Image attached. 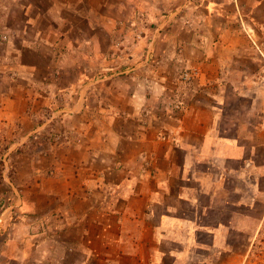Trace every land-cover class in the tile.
<instances>
[{
    "label": "crops",
    "instance_id": "obj_1",
    "mask_svg": "<svg viewBox=\"0 0 264 264\" xmlns=\"http://www.w3.org/2000/svg\"><path fill=\"white\" fill-rule=\"evenodd\" d=\"M218 16L228 23L217 26L221 33L264 31V0H254L238 28L242 11ZM221 37L136 44L144 56L118 58L115 72L97 77L92 70L106 71L104 60L58 59L80 69L65 89L72 102L64 140L34 167L36 191L51 201V232L43 227L34 243L40 264H264V250L253 249L264 240V106H256L264 97V44H218ZM57 92L2 88L0 131L16 122L26 131L43 127L44 105ZM245 97L252 107L233 103Z\"/></svg>",
    "mask_w": 264,
    "mask_h": 264
},
{
    "label": "rangeland",
    "instance_id": "obj_2",
    "mask_svg": "<svg viewBox=\"0 0 264 264\" xmlns=\"http://www.w3.org/2000/svg\"><path fill=\"white\" fill-rule=\"evenodd\" d=\"M252 5L254 0H0V71L5 76L0 78V90L9 85L21 91L58 89L44 105L48 111L43 127L26 131L16 122L0 131V136L4 134L0 137V264H40L34 243L41 231L51 232V201L36 191L34 167L43 164L64 140L61 124L72 102L65 89L80 69L60 67L58 59L87 55L94 58L91 63L104 60L106 71L102 66V72L98 66L92 70L91 77H97L115 72L118 58L144 56V51L137 54L136 44H215L220 36L218 44L232 39L243 46L264 44V31L257 28L250 33L244 28L221 33L217 28L228 24L219 11H242V18L233 21L238 28L241 20L248 21L244 14ZM249 62L247 70L254 69ZM233 103L246 110L253 98H237ZM256 106L263 108L264 97ZM251 118L256 120L257 113L252 112ZM233 134L238 132L234 129ZM260 134L263 138L264 131ZM259 151L264 157V145ZM260 163L264 164V158ZM262 211L263 203L254 210V220ZM242 243L236 240V249H242ZM246 244L245 240V248ZM253 249L264 250V240L257 239Z\"/></svg>",
    "mask_w": 264,
    "mask_h": 264
},
{
    "label": "built area",
    "instance_id": "obj_3",
    "mask_svg": "<svg viewBox=\"0 0 264 264\" xmlns=\"http://www.w3.org/2000/svg\"><path fill=\"white\" fill-rule=\"evenodd\" d=\"M192 76L193 74H191V72L185 71L182 73V77L185 81L189 82L190 80H192ZM172 105L175 106V108L177 109H181L182 108V102L178 101V102H173L172 101Z\"/></svg>",
    "mask_w": 264,
    "mask_h": 264
}]
</instances>
